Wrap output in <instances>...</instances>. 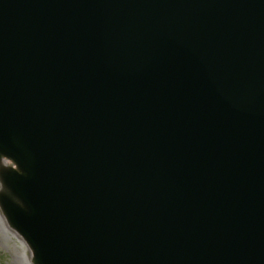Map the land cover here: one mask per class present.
Segmentation results:
<instances>
[{
    "label": "water",
    "instance_id": "95a60500",
    "mask_svg": "<svg viewBox=\"0 0 264 264\" xmlns=\"http://www.w3.org/2000/svg\"><path fill=\"white\" fill-rule=\"evenodd\" d=\"M0 154L35 264H264V0H0Z\"/></svg>",
    "mask_w": 264,
    "mask_h": 264
},
{
    "label": "rangeland",
    "instance_id": "374dc122",
    "mask_svg": "<svg viewBox=\"0 0 264 264\" xmlns=\"http://www.w3.org/2000/svg\"><path fill=\"white\" fill-rule=\"evenodd\" d=\"M14 162L9 157L0 154V196L7 192L6 185L2 181L3 171L14 170ZM14 204L17 203L13 198H9ZM0 264H35L32 251L28 243L13 228L2 208L0 202Z\"/></svg>",
    "mask_w": 264,
    "mask_h": 264
},
{
    "label": "bare ground",
    "instance_id": "6f19581e",
    "mask_svg": "<svg viewBox=\"0 0 264 264\" xmlns=\"http://www.w3.org/2000/svg\"><path fill=\"white\" fill-rule=\"evenodd\" d=\"M14 166H15V169H17V165L14 163ZM5 172H8V171H3V173H5ZM2 173V174H3ZM2 174H1V177H2ZM2 181H3V178H2ZM4 182V181H3ZM5 184V183H4ZM5 189H7V192H5V194L4 195H2L3 196V198H0V200L2 199H6V198H13L14 199V197H13V195L11 194V192H10V190L8 189V188H5Z\"/></svg>",
    "mask_w": 264,
    "mask_h": 264
}]
</instances>
